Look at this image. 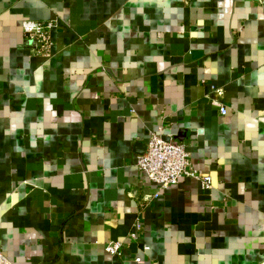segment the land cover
<instances>
[{
	"label": "crops",
	"instance_id": "1",
	"mask_svg": "<svg viewBox=\"0 0 264 264\" xmlns=\"http://www.w3.org/2000/svg\"><path fill=\"white\" fill-rule=\"evenodd\" d=\"M29 21L54 23L50 57ZM160 131L210 191L182 179L153 198L137 159ZM0 248L14 264H264L261 0H0Z\"/></svg>",
	"mask_w": 264,
	"mask_h": 264
},
{
	"label": "built area",
	"instance_id": "2",
	"mask_svg": "<svg viewBox=\"0 0 264 264\" xmlns=\"http://www.w3.org/2000/svg\"><path fill=\"white\" fill-rule=\"evenodd\" d=\"M261 3L264 4V0H261ZM54 27L52 22L29 21L25 23V34L35 55L51 56L52 30ZM212 89V104L219 108L222 115H226L228 109L222 102L223 90L214 87ZM137 166L157 186L158 192L154 194L153 198L159 197V191L168 190L182 179L197 180L202 189L206 191L213 188L212 177L203 174L192 166L189 146L183 142L166 139L161 131L150 135L146 152L138 157ZM138 229H140V225H138ZM131 238L138 241L139 234L134 233ZM104 251L109 256L121 257L123 244L118 241H110L105 244ZM136 262H141V259H136ZM0 264H14L1 248Z\"/></svg>",
	"mask_w": 264,
	"mask_h": 264
}]
</instances>
